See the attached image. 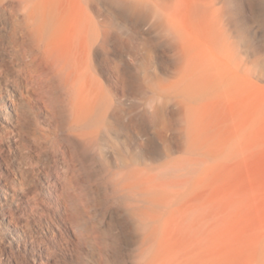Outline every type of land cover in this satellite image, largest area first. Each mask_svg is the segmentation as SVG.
<instances>
[{
	"label": "bare ground",
	"instance_id": "6f19581e",
	"mask_svg": "<svg viewBox=\"0 0 264 264\" xmlns=\"http://www.w3.org/2000/svg\"><path fill=\"white\" fill-rule=\"evenodd\" d=\"M127 1L131 13L152 7L180 47H198L192 13L207 25L208 0ZM109 23L95 24L104 47H80L88 32L80 0H0V264H23L17 247L34 225L10 210L13 196L48 203L53 194L58 204L43 211L47 232L35 229L32 238L35 263L210 264L206 218L191 220L194 211L178 205L173 180L163 191L161 166L148 171L136 154L145 148L142 123L133 127L125 103L84 76L107 51ZM114 127L133 131V143L111 145ZM62 232L70 253L51 256Z\"/></svg>",
	"mask_w": 264,
	"mask_h": 264
},
{
	"label": "rangeland",
	"instance_id": "374dc122",
	"mask_svg": "<svg viewBox=\"0 0 264 264\" xmlns=\"http://www.w3.org/2000/svg\"><path fill=\"white\" fill-rule=\"evenodd\" d=\"M127 2L80 0V24L88 28L80 47H104L95 24L111 26L107 51L84 76L125 103L133 127L142 123L145 148L136 154L148 171L161 166L163 191L173 180L178 205L194 211L191 220L206 218L210 264H264V0H208L207 25L192 13L198 47H180L152 7L136 14ZM102 130L105 135L107 127ZM114 132L111 145L135 140L133 131ZM12 200L10 210L34 224L17 247L19 259L41 264L33 262L39 247L32 238L47 232V201ZM57 204L53 194L47 205ZM62 234L50 245L51 256L70 253V238Z\"/></svg>",
	"mask_w": 264,
	"mask_h": 264
}]
</instances>
